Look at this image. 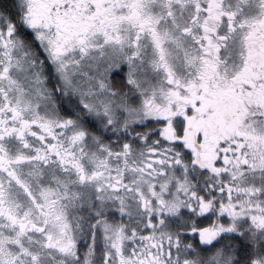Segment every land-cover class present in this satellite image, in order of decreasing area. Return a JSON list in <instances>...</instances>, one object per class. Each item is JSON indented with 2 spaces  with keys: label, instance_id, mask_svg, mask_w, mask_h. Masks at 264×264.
Listing matches in <instances>:
<instances>
[{
  "label": "snow or ice",
  "instance_id": "6c2138e0",
  "mask_svg": "<svg viewBox=\"0 0 264 264\" xmlns=\"http://www.w3.org/2000/svg\"><path fill=\"white\" fill-rule=\"evenodd\" d=\"M0 264H264V0H0Z\"/></svg>",
  "mask_w": 264,
  "mask_h": 264
}]
</instances>
